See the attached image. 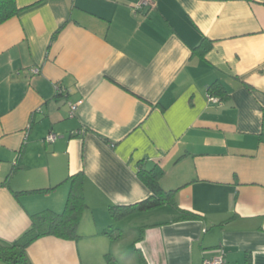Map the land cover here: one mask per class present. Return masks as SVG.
Returning a JSON list of instances; mask_svg holds the SVG:
<instances>
[{"label": "crops", "instance_id": "obj_1", "mask_svg": "<svg viewBox=\"0 0 264 264\" xmlns=\"http://www.w3.org/2000/svg\"><path fill=\"white\" fill-rule=\"evenodd\" d=\"M15 1L0 25V245L60 214L82 173L78 239H38L30 264H203L219 248L264 264V0ZM155 166L178 210L111 239L109 207L147 199L138 171Z\"/></svg>", "mask_w": 264, "mask_h": 264}, {"label": "trees", "instance_id": "obj_2", "mask_svg": "<svg viewBox=\"0 0 264 264\" xmlns=\"http://www.w3.org/2000/svg\"><path fill=\"white\" fill-rule=\"evenodd\" d=\"M24 9H20L15 0H0V25L7 20L17 16ZM209 49L208 46H200L197 48L199 55H204ZM208 94L216 97L224 98V93L220 85L214 83L208 87ZM18 164L15 163L12 167V172L18 170ZM163 171L158 167L151 170L140 169L138 171L139 180L150 191L151 195L138 203L128 206H110L108 209L109 216L112 220L118 221L133 213L148 212L160 208L162 206H169L178 210L175 196L177 190L164 191L159 184ZM9 178V177H7ZM7 181V180H6ZM69 183V192L67 199L60 214L51 211H43L30 218V227L13 243L3 246L0 245V260L8 264H30L26 258V249L40 238L52 236L57 239L65 241H74L78 239V226L81 221L84 211L87 209V204L84 197L83 185L84 177L82 173L75 174L65 180ZM49 189L31 190L26 192L16 193L20 194H43ZM182 220H192L198 218L188 212L180 211ZM113 240L122 237L120 230L116 234L107 231L105 233ZM140 237L138 238L139 241ZM106 264H117L114 257L107 255L105 257Z\"/></svg>", "mask_w": 264, "mask_h": 264}, {"label": "rangeland", "instance_id": "obj_3", "mask_svg": "<svg viewBox=\"0 0 264 264\" xmlns=\"http://www.w3.org/2000/svg\"><path fill=\"white\" fill-rule=\"evenodd\" d=\"M164 214L165 213H163L162 211H150L149 213L148 212L142 213V215H137L133 218H123L118 221L112 220L111 226L107 229L108 231L114 234H116L118 229L122 230L123 232L121 233H123V236H122L123 241L121 242V244L122 243L127 244L128 243L127 240L132 236L133 233H135L134 226H136L137 224L141 225V223L144 225L151 224L157 221L159 218L161 219V217H164L165 216ZM119 223H120L119 228H117V224ZM120 263L123 264V261H120ZM0 264H8V263L0 260Z\"/></svg>", "mask_w": 264, "mask_h": 264}, {"label": "built area", "instance_id": "obj_4", "mask_svg": "<svg viewBox=\"0 0 264 264\" xmlns=\"http://www.w3.org/2000/svg\"><path fill=\"white\" fill-rule=\"evenodd\" d=\"M151 0H139L138 3L136 4L134 10H140L143 7H146L150 4ZM30 73L32 75H36L39 73L38 68H33L30 70ZM208 102L210 103H218L219 100L216 97L210 96L209 94L207 95ZM76 110L75 105H70V115H73V113ZM80 131L73 132L74 135L80 134ZM56 135L54 134H49L48 136L45 137L44 142L46 143H52L56 139ZM225 263V252L222 248H219L216 250L215 255L211 259L204 260L203 264H224Z\"/></svg>", "mask_w": 264, "mask_h": 264}]
</instances>
